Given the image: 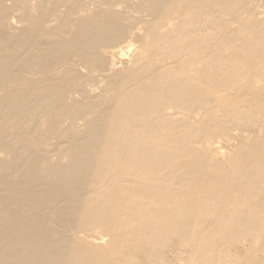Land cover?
I'll return each mask as SVG.
<instances>
[{
	"label": "bare ground",
	"instance_id": "obj_1",
	"mask_svg": "<svg viewBox=\"0 0 264 264\" xmlns=\"http://www.w3.org/2000/svg\"><path fill=\"white\" fill-rule=\"evenodd\" d=\"M0 264H264V0H0Z\"/></svg>",
	"mask_w": 264,
	"mask_h": 264
}]
</instances>
